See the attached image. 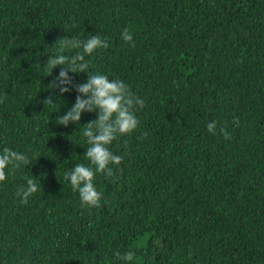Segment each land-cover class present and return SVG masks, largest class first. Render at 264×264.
Returning a JSON list of instances; mask_svg holds the SVG:
<instances>
[{"label":"trees","instance_id":"obj_1","mask_svg":"<svg viewBox=\"0 0 264 264\" xmlns=\"http://www.w3.org/2000/svg\"><path fill=\"white\" fill-rule=\"evenodd\" d=\"M97 34L108 47L86 71L124 81L144 107L109 145L123 160L96 174L89 208L63 177L89 165L82 131L97 113L57 125L78 93L52 89L60 66L45 62L74 54L57 38ZM0 99V151L32 160L0 182V264H122L116 251L132 264H264V0H0ZM27 178L39 190L22 204Z\"/></svg>","mask_w":264,"mask_h":264},{"label":"clouds","instance_id":"obj_2","mask_svg":"<svg viewBox=\"0 0 264 264\" xmlns=\"http://www.w3.org/2000/svg\"><path fill=\"white\" fill-rule=\"evenodd\" d=\"M121 39L133 47V35L128 28L121 33ZM55 44L65 51H74L71 56L57 54L49 56L45 62L52 74V70L60 66L59 75L51 82L52 89L59 90L62 95L75 89L78 93L73 106L63 115L57 118V125L67 127L71 124H80L82 113H97L96 119L90 120L83 126L82 136L86 139L88 147L84 152L85 159L89 165L76 163L64 174V180L68 181L74 192H77L81 207H99L102 194L97 190L94 179L97 173L105 177L114 175L110 165H119L123 156L114 154L109 145L117 139L132 133L139 125L136 116L137 106L144 107V100L137 97L129 86L119 78L109 79L102 73L89 74L86 56H91L97 49L107 48L106 38L100 35H91L86 39L69 37L68 35L57 38ZM67 65V66H65ZM69 73H86L87 79L82 83H75ZM3 100L0 99V103ZM44 105H53L51 96L45 98ZM238 123V121H234ZM208 131L215 133V122L207 125ZM224 138L229 139L230 133L221 129ZM39 157H37L38 159ZM32 160L27 152H19L9 147L0 151V182L7 179L6 169L11 167L14 171L21 165L29 166ZM39 190L38 184L32 178L26 179V184L21 185L17 190V197L20 203L26 204L30 196ZM115 258L122 264H132L135 258L133 251L114 253Z\"/></svg>","mask_w":264,"mask_h":264}]
</instances>
